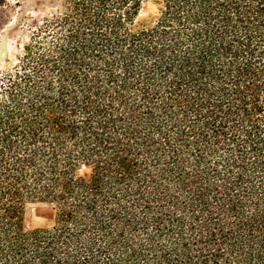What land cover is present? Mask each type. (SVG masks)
<instances>
[{
	"label": "trees",
	"instance_id": "trees-1",
	"mask_svg": "<svg viewBox=\"0 0 264 264\" xmlns=\"http://www.w3.org/2000/svg\"><path fill=\"white\" fill-rule=\"evenodd\" d=\"M57 1L0 73V264H264V0Z\"/></svg>",
	"mask_w": 264,
	"mask_h": 264
},
{
	"label": "rangeland",
	"instance_id": "rangeland-1",
	"mask_svg": "<svg viewBox=\"0 0 264 264\" xmlns=\"http://www.w3.org/2000/svg\"><path fill=\"white\" fill-rule=\"evenodd\" d=\"M57 0H0V73L15 68L22 43L30 30L51 15ZM161 0H144L137 22L151 25L160 13ZM54 217L50 204L30 201L24 207V224L27 228L49 225Z\"/></svg>",
	"mask_w": 264,
	"mask_h": 264
}]
</instances>
